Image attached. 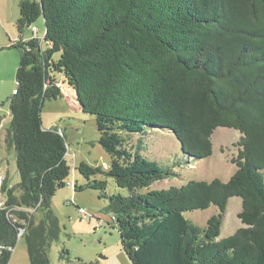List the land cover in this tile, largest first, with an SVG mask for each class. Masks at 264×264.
<instances>
[{"label":"trees","instance_id":"trees-1","mask_svg":"<svg viewBox=\"0 0 264 264\" xmlns=\"http://www.w3.org/2000/svg\"><path fill=\"white\" fill-rule=\"evenodd\" d=\"M19 8L7 142L20 182L2 186L0 264H9L21 231L31 264H50L48 251L60 237L51 206L69 184L68 143L64 131L43 128L42 111L47 100L63 97L61 77L81 112L95 118L99 143L112 157L107 172L81 163L87 183L75 190L109 200L132 264H264V0H22ZM41 17L44 38L24 41V29ZM146 128L172 132L194 160L213 155L218 128L237 130L236 172L227 182L150 190L174 173L142 155ZM100 175L129 196H109ZM234 197L242 200L245 227L218 240ZM213 205L219 213L204 228L185 217ZM31 210L42 214L39 223Z\"/></svg>","mask_w":264,"mask_h":264},{"label":"rangeland","instance_id":"rangeland-1","mask_svg":"<svg viewBox=\"0 0 264 264\" xmlns=\"http://www.w3.org/2000/svg\"><path fill=\"white\" fill-rule=\"evenodd\" d=\"M21 1L0 0V49L4 48L0 50V208H5L6 196L2 191L4 182L6 181L8 188H14L20 182L17 153L14 147L9 146L7 138L11 121L9 99L17 88L16 74L20 65L19 51L10 49L8 45L10 41L14 44L19 38L17 25ZM33 27L38 29V38H44L46 28L41 17L31 27L24 29V40L35 36ZM42 48L44 51L48 49L44 41ZM59 58L60 54H56L53 59L57 61ZM59 86L63 97L45 102L42 124L44 129L57 127L67 136L66 159L71 167L68 178L71 185L67 184L65 188L59 189L52 201L51 207L59 220L61 233L59 240L54 241L48 251L49 263L87 264L100 260L102 264H132L122 249L117 223L108 212L109 200L101 198V193L93 189L75 190V185L80 187L87 183L77 170L81 163L94 168L100 166L107 172L112 157L99 143L95 118L79 112L75 105L76 96L64 77L59 78ZM241 136L237 130L218 128L212 136L213 155L206 159L194 160L182 153L180 142L172 132L146 128L139 147L142 155L174 173L168 179L153 183L150 190L181 187L192 180L229 181L236 172V166L231 163V159L238 154L236 144ZM98 179L107 182L106 192L109 196L118 194L129 196V191L119 188L113 178L100 175ZM241 210V198L234 197L229 200L218 240L228 238L245 227L238 218ZM218 213V207L213 205L204 211L186 213L185 217L195 226L204 228L208 220ZM29 216L36 223L42 219V214L36 210L29 211ZM24 233L20 232L9 264H31Z\"/></svg>","mask_w":264,"mask_h":264},{"label":"crops","instance_id":"crops-1","mask_svg":"<svg viewBox=\"0 0 264 264\" xmlns=\"http://www.w3.org/2000/svg\"><path fill=\"white\" fill-rule=\"evenodd\" d=\"M35 35V34H34ZM36 37H38L37 35H35ZM35 36H32L31 38H29V39H27V40H24V41H29L30 39H32L33 37H35ZM19 41H21V38H20V35H19V38H18V41L17 42H15L14 44H16V43H18ZM13 45V43L10 41L9 42V48L11 47ZM2 49H4V48H1L0 50H2ZM11 49V48H10ZM68 85V84H67ZM69 86V85H68ZM69 88H70V90L72 91V92H74V94H75V96H76V93H75V91L69 86ZM15 92V91H14ZM76 98V97H75ZM76 101H75V105H76V107L78 108V110H79V112H81V110H80V107H79V104H78V102H77V99H75Z\"/></svg>","mask_w":264,"mask_h":264},{"label":"built area","instance_id":"built-area-1","mask_svg":"<svg viewBox=\"0 0 264 264\" xmlns=\"http://www.w3.org/2000/svg\"><path fill=\"white\" fill-rule=\"evenodd\" d=\"M32 31H33V33H34L35 35H37V33H38V29H37L36 27H33V28H32ZM15 93H16V92H15ZM104 167L107 168V165H105ZM68 185H71V183L69 182Z\"/></svg>","mask_w":264,"mask_h":264}]
</instances>
